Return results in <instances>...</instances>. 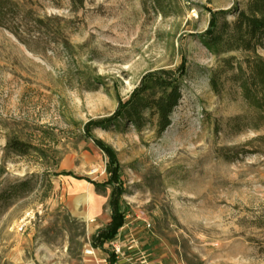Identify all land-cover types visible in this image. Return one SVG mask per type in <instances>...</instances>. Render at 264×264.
<instances>
[{"label":"rangeland","instance_id":"rangeland-1","mask_svg":"<svg viewBox=\"0 0 264 264\" xmlns=\"http://www.w3.org/2000/svg\"><path fill=\"white\" fill-rule=\"evenodd\" d=\"M15 1L0 17V264H107L90 237L111 187L88 180L109 176L137 262L264 264V30L241 24L264 0ZM154 75L181 83L159 136L149 113L99 127Z\"/></svg>","mask_w":264,"mask_h":264},{"label":"trees","instance_id":"trees-1","mask_svg":"<svg viewBox=\"0 0 264 264\" xmlns=\"http://www.w3.org/2000/svg\"><path fill=\"white\" fill-rule=\"evenodd\" d=\"M15 0H0V17L10 8V5L15 4ZM241 24L245 27V33L252 35L255 32L264 30V18L262 16H250L241 14ZM3 22L0 20V26ZM217 26H211L201 36L203 45L212 51H217L224 44V40L220 34L216 32ZM261 74V69H260ZM261 81L262 78H261ZM181 97V83L178 79L168 78L162 75H154L144 80L142 85L135 89L129 99L125 101L117 110L114 118L108 119L107 123L101 124L99 127L106 128L108 125H119L126 121H130L137 129L141 126L144 120L145 113L155 116L157 136H159L170 124V116L174 107L177 105ZM10 146L16 151H24V147L20 142L11 143ZM97 188L109 186L111 187L108 207L110 209V221L103 228H100L92 235L90 244L94 248H103L109 253L110 264H115L116 253L109 250V246H105L112 240L119 227L126 220V213L120 209L119 200L121 191L112 185V177L102 183L93 182Z\"/></svg>","mask_w":264,"mask_h":264},{"label":"crops","instance_id":"crops-1","mask_svg":"<svg viewBox=\"0 0 264 264\" xmlns=\"http://www.w3.org/2000/svg\"><path fill=\"white\" fill-rule=\"evenodd\" d=\"M109 221H110V216H109ZM108 222L105 225H107ZM104 226L100 228H103ZM132 226L133 225L129 223V220L127 219V215H126V220L123 223V225L118 228L115 237L112 240H110L108 243H105V246H109L113 241H115L118 244V246L121 248L120 254L116 255L115 264H152L151 262H147L145 258H141V259L139 258V261L137 262V233H136L137 228H133ZM96 231L92 235H94ZM94 249L103 251L104 254H106L107 256V264H110L109 253L107 251L99 247ZM109 250H112V248Z\"/></svg>","mask_w":264,"mask_h":264},{"label":"built area","instance_id":"built-area-1","mask_svg":"<svg viewBox=\"0 0 264 264\" xmlns=\"http://www.w3.org/2000/svg\"><path fill=\"white\" fill-rule=\"evenodd\" d=\"M112 245H113V250L117 253V252L119 251V249H118V245L115 244V243H112ZM86 252H87V253H92V249H91V248H88V249L86 250Z\"/></svg>","mask_w":264,"mask_h":264}]
</instances>
